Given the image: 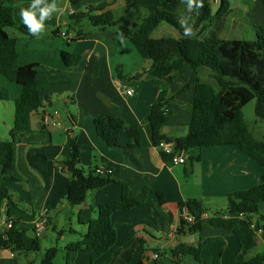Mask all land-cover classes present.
<instances>
[{
    "label": "crops",
    "instance_id": "1",
    "mask_svg": "<svg viewBox=\"0 0 264 264\" xmlns=\"http://www.w3.org/2000/svg\"><path fill=\"white\" fill-rule=\"evenodd\" d=\"M75 1L58 0L62 12L46 22L47 31L40 38L7 29L8 34L18 41L19 65H38L40 79L51 83V86L42 95L45 99L43 106L31 116L30 130L12 137L14 101L20 95L21 87L10 83L0 73V87L8 89L10 93L9 101L0 102V140H14L16 143L14 168L7 175L13 180L4 184L10 190L12 200L4 203L0 211V238L5 231L8 210L11 217L18 221L19 227L29 230L34 236L33 224L40 212L47 209V230L53 226L58 231L60 212L70 208L66 200L69 175L63 166L70 159L71 143L76 141L81 151V166L85 171L103 167L110 169L112 178L126 185L133 198L138 197L145 188L150 191L141 206L113 215L112 223L118 240L115 247L104 255L107 257L102 259V264H128L140 240L146 242V254L156 252L162 257L152 263L145 260L144 264H178V260L172 256L175 247L180 244L196 247L206 241L209 242L203 247L202 255L211 258V264H221L226 257V245L221 246L218 252H212L210 247L215 243L233 245L235 250L228 256V264H234L239 245L232 232L211 227H204L192 234L186 229L179 232L182 221L179 205L188 200H199L208 209L204 214L205 219L219 214L225 218L234 217L225 211L228 195L259 185L262 168L234 146L191 150L187 153L185 164H168L162 150L153 144L149 122L153 105L176 95L167 108L168 117L162 134L170 140L186 136L194 96L191 93L177 95L179 87L188 82L194 85L197 77L217 87L213 73L201 69L195 74L177 56L173 74L177 79L165 77L152 70V63L143 60L132 43L120 36L116 28L102 30L84 22L73 26L69 15L80 12L79 4L85 0ZM105 1L110 2L107 10L114 13L115 20L131 30H135L145 17L164 10L160 0H136L132 3L101 0L100 3ZM221 1L211 0L213 14L218 12ZM30 3L31 0H0V7H12L15 22L23 25L20 8ZM229 3L233 13L219 33L220 38L245 40L244 37L250 35L254 37L251 41H254L257 28H264V6L259 0H229ZM187 5L188 2L174 13L182 26L195 29L199 9L189 12ZM121 10L122 14H118ZM132 15L137 16L134 20L137 24H131ZM163 25L166 24L156 29L164 30L165 34L155 39L182 37L179 30L171 26L173 30H170ZM181 29L184 32L183 27ZM213 29L211 27L209 30ZM196 34L203 35V27ZM64 52L80 57L81 62L74 67H66L62 59ZM206 71L210 72V80L204 78ZM211 80L214 84L209 83ZM128 90H133V95H127ZM46 112L60 113L63 125L44 127L42 115ZM103 117L123 119L128 128L140 133V145H135L124 129L119 137L120 148H109L97 136L94 126V120ZM199 157L200 161H194L190 168V159ZM189 168L191 173L187 175ZM156 192L164 194L166 203L163 206L159 204ZM121 194L118 184L93 191L83 205L70 209V215L76 214L78 217L82 209L118 201ZM260 213L264 215V203L260 205ZM75 234L78 235V232ZM259 236L263 241L262 244L258 242V247L264 253V234ZM151 240L158 241L156 250L148 248L147 243ZM85 254L91 258L90 253L82 252L75 264H79L81 256ZM180 261L200 264L191 256L182 257ZM0 264H36V261L32 253H13L0 246Z\"/></svg>",
    "mask_w": 264,
    "mask_h": 264
},
{
    "label": "trees",
    "instance_id": "2",
    "mask_svg": "<svg viewBox=\"0 0 264 264\" xmlns=\"http://www.w3.org/2000/svg\"><path fill=\"white\" fill-rule=\"evenodd\" d=\"M123 1L132 3L136 0ZM259 1L264 6V0ZM160 2L164 10L145 17L135 30L128 29L115 20L114 13L107 10L110 5L108 1L87 5L84 11L70 14L69 20L76 26L88 20L95 28H116L120 36L132 43L143 60L152 63V70L165 77H173L177 56L195 74L201 69H208L213 73L217 87L202 82L198 77L194 85L188 82L179 87L177 95L191 93L194 96V103L189 109L191 121L187 126L186 136L170 140L162 134L168 117L167 108L176 95L153 105L149 117L153 144L159 147L162 141L172 142L177 153H188L207 147L234 146L259 164L263 172L261 183L251 189L231 193L227 197L226 213L234 217L225 218L219 214L205 219L204 214L208 209L204 203L188 200L179 205V211L182 214L186 209L194 221L190 223L182 218L179 232L186 229L192 234L200 232L204 227L229 230L239 245L234 264H264V253L257 250L259 230L264 234V215L260 213V205L264 203V142L253 137L243 112L255 100V115L257 119L264 121V28H257L254 41L220 38L219 33L233 13L229 0L221 1L216 14H213L211 0H203L193 34L186 36L174 12L188 0ZM161 24L179 30L182 37L153 39V32ZM201 27L203 35L196 34ZM211 27L214 29L209 30ZM10 28L30 37L34 36L24 25L15 22L12 7H0V73L10 83L21 87V93L14 101V127L11 133L14 137L17 133L30 130L31 116L43 106L45 99L42 95L51 83L40 79L38 65H19L18 41L8 34L7 29ZM62 59L68 68L81 62L80 57L70 52H64ZM9 100V90L0 87V102ZM94 126L97 136L109 148H120L119 137L124 129L135 145H140V133L128 128L123 119L103 117L94 120ZM15 146L14 140H0V211L4 203L12 200L11 192L4 184L13 180L7 175L14 168ZM163 158L166 163L171 164L172 156L163 154ZM194 161L199 162L200 157L196 160L190 159V168ZM190 168L187 175L191 173ZM100 169L104 172H99ZM63 170L69 175L66 200L73 208L83 205L91 192L112 184H118L122 190L120 200L108 201L78 212V222L87 227V232L80 234V241L66 247V264H75L82 252L90 253L91 264H94L117 244L118 235L112 223L113 215L141 206L146 202L150 191L145 188L138 197L133 198L126 185L112 178L110 169L103 167L85 171L81 166V151L76 141L71 143L70 159L64 163ZM156 195L159 204L163 206L166 203L164 194L156 192ZM6 215L11 217V211L8 210ZM131 236L132 233L130 238ZM208 242L200 243L196 247L180 244L172 250V256L178 260V264H182L181 258L187 256L195 258L200 264H211V258L202 255V249ZM0 246L13 253L40 251L39 239L30 235L29 230L20 228L18 221L0 238ZM58 253L57 247L48 249L40 264H54ZM146 253V242L140 240L139 247L128 264H144Z\"/></svg>",
    "mask_w": 264,
    "mask_h": 264
},
{
    "label": "rangeland",
    "instance_id": "3",
    "mask_svg": "<svg viewBox=\"0 0 264 264\" xmlns=\"http://www.w3.org/2000/svg\"><path fill=\"white\" fill-rule=\"evenodd\" d=\"M92 2V3H89ZM101 0H85L84 2H81L79 4L80 6V12L84 11L87 5H96L99 4ZM126 12V11H125ZM118 14H122V10L118 11ZM137 18L136 15H132L130 17V20L132 21L131 24H137V21L134 22V20ZM70 21V20H69ZM86 25H90V22L88 20L83 21ZM75 26V25H73ZM163 27H166L167 29L173 30L170 26L163 25ZM164 30L162 29H156L155 32L152 34V38H161L163 36ZM165 34V33H164ZM170 35H166V37H169ZM227 35H225L226 38ZM224 38V37H223ZM234 38V37H231ZM245 40L251 41L254 39V37H251L250 35H246ZM210 72L206 71V74H204V78L207 80H210V77L208 76ZM209 83L214 84V81L211 80ZM255 106H256V101H252L249 105H247L243 112H244V118L245 121L250 128V130L253 132L255 138L257 140H264V121H261L257 119L255 115ZM190 165V164H189ZM88 172V171H87ZM68 205V204H67ZM68 210H62L59 214V219H58V231H55V228L53 226H50L48 230H46L43 234V236L39 239L40 241V251L34 252L33 257L36 261V264H40L42 259L45 256V252L53 247H57L59 249V253L57 255V258L55 259L54 264H66V247L74 242H78L81 240V235L84 234V232H87L86 226H81L78 223V217L75 214L74 216L70 215V209H74L73 207L69 206ZM227 209V208H226ZM226 211V210H225ZM79 231H78V230ZM73 231L76 233L78 232V235L73 233ZM31 235V233H30ZM262 235V234H258ZM65 237V238H64ZM191 240V239H190ZM262 238L261 236L258 237V242L259 244H262ZM190 242V241H188ZM226 245V246H225ZM147 246L150 250H156V248L159 247L158 241L156 240H151L148 241ZM221 246H225V260L221 264H228V256L234 253L233 250V245L229 244H223V243H215L211 245L210 249L212 252H218ZM259 252L262 250L260 249V246L257 249ZM256 250V251H257ZM86 255V256H85ZM84 256H81L79 260V264H91V258L88 257L89 254H85ZM85 257V258H83ZM107 256H103L102 258L98 259L95 261L94 264H102V259H106ZM108 261V258H107ZM106 261V262H107ZM163 262H166L167 260H162ZM109 262V261H108ZM168 262V261H167ZM182 264H188V262L184 261L181 262Z\"/></svg>",
    "mask_w": 264,
    "mask_h": 264
},
{
    "label": "built area",
    "instance_id": "4",
    "mask_svg": "<svg viewBox=\"0 0 264 264\" xmlns=\"http://www.w3.org/2000/svg\"><path fill=\"white\" fill-rule=\"evenodd\" d=\"M133 90H128L127 95H133ZM42 125L44 127H61L63 125V116L60 113H44L42 115ZM159 148L162 150L163 154L172 156V165H183L187 162V153L184 151L175 152V144L168 141H162L159 145ZM99 172L103 173L104 170H99ZM111 173V172H110ZM182 218L185 221L192 223L194 221L193 217L189 215V213L184 209L181 214ZM243 215H240L242 217ZM15 219L13 217L5 216V231L4 234L12 229L15 225ZM49 224L48 210L44 209L38 215V218L35 220L33 224L34 236L40 239L44 232L47 230ZM255 229V226H253ZM258 234H262V231L259 230ZM6 238V236H5ZM161 255L159 253L153 252L151 254L145 255V260L148 263L157 262L161 259Z\"/></svg>",
    "mask_w": 264,
    "mask_h": 264
},
{
    "label": "clouds",
    "instance_id": "5",
    "mask_svg": "<svg viewBox=\"0 0 264 264\" xmlns=\"http://www.w3.org/2000/svg\"><path fill=\"white\" fill-rule=\"evenodd\" d=\"M203 7V0H188L187 10L193 12ZM62 12L58 0H31L30 5L20 8V16L23 25L28 29V32L36 37L40 38L46 31V22L54 15H58ZM184 34L192 35L193 29L190 27L182 26Z\"/></svg>",
    "mask_w": 264,
    "mask_h": 264
}]
</instances>
